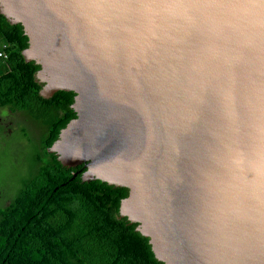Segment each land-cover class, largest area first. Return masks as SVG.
I'll return each mask as SVG.
<instances>
[{
	"label": "water",
	"instance_id": "95a60500",
	"mask_svg": "<svg viewBox=\"0 0 264 264\" xmlns=\"http://www.w3.org/2000/svg\"><path fill=\"white\" fill-rule=\"evenodd\" d=\"M40 92L75 94L49 149L129 191L163 264H264V0H0ZM77 176V174H76Z\"/></svg>",
	"mask_w": 264,
	"mask_h": 264
},
{
	"label": "trees",
	"instance_id": "16d2710c",
	"mask_svg": "<svg viewBox=\"0 0 264 264\" xmlns=\"http://www.w3.org/2000/svg\"><path fill=\"white\" fill-rule=\"evenodd\" d=\"M29 38L0 12V109L37 132L28 172L9 205L0 206V264H163L137 224L120 218L129 191L99 180L83 182L84 165L64 167L49 149L77 114L75 94L40 92V66L27 62ZM22 137L28 138L23 127ZM81 170L80 173H77ZM77 174V176H76Z\"/></svg>",
	"mask_w": 264,
	"mask_h": 264
},
{
	"label": "rangeland",
	"instance_id": "374dc122",
	"mask_svg": "<svg viewBox=\"0 0 264 264\" xmlns=\"http://www.w3.org/2000/svg\"><path fill=\"white\" fill-rule=\"evenodd\" d=\"M0 120L4 124L0 137V206H6L14 196L20 177L28 172V158L35 148L26 145L29 138L35 139L37 132L29 123L6 109H0ZM23 127L27 128L28 134L24 140L21 134Z\"/></svg>",
	"mask_w": 264,
	"mask_h": 264
},
{
	"label": "flooded vegetation",
	"instance_id": "af4514ba",
	"mask_svg": "<svg viewBox=\"0 0 264 264\" xmlns=\"http://www.w3.org/2000/svg\"><path fill=\"white\" fill-rule=\"evenodd\" d=\"M5 110V109H4ZM7 110V109H6ZM10 112V111H9ZM4 130V124L1 122V120H0V137H2V131ZM81 172V170L79 171V172H77V173H80Z\"/></svg>",
	"mask_w": 264,
	"mask_h": 264
},
{
	"label": "built area",
	"instance_id": "2783aa9c",
	"mask_svg": "<svg viewBox=\"0 0 264 264\" xmlns=\"http://www.w3.org/2000/svg\"><path fill=\"white\" fill-rule=\"evenodd\" d=\"M0 57H2V58H5L6 57L4 50H1L0 51Z\"/></svg>",
	"mask_w": 264,
	"mask_h": 264
}]
</instances>
